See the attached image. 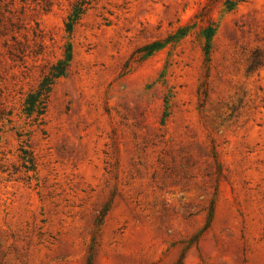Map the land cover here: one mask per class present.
<instances>
[{
	"label": "rangeland",
	"instance_id": "1",
	"mask_svg": "<svg viewBox=\"0 0 264 264\" xmlns=\"http://www.w3.org/2000/svg\"><path fill=\"white\" fill-rule=\"evenodd\" d=\"M78 1L0 0V264H264V0Z\"/></svg>",
	"mask_w": 264,
	"mask_h": 264
},
{
	"label": "trees",
	"instance_id": "2",
	"mask_svg": "<svg viewBox=\"0 0 264 264\" xmlns=\"http://www.w3.org/2000/svg\"><path fill=\"white\" fill-rule=\"evenodd\" d=\"M233 4H231L232 7ZM87 9V2L79 0L73 7V13L69 16V22L66 24V30L71 33L77 20L85 13ZM214 26L211 24L205 29V38L207 39V47H210V40L214 36ZM72 55L70 49L67 50L64 58L51 67L48 74L44 76L38 87L31 91L24 102V114L35 123H43L44 116L47 112L50 95L56 82L64 77L70 66ZM19 157L23 163H29L28 170H36V158L31 149L22 144L19 148ZM8 171L3 168V172Z\"/></svg>",
	"mask_w": 264,
	"mask_h": 264
}]
</instances>
